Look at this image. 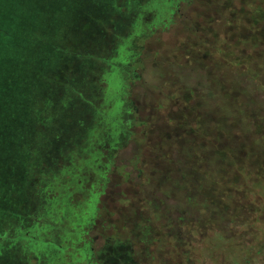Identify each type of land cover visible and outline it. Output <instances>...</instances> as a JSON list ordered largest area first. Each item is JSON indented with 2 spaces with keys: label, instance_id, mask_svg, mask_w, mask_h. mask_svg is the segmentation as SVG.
Masks as SVG:
<instances>
[{
  "label": "rangeland",
  "instance_id": "obj_1",
  "mask_svg": "<svg viewBox=\"0 0 264 264\" xmlns=\"http://www.w3.org/2000/svg\"><path fill=\"white\" fill-rule=\"evenodd\" d=\"M163 1L0 0V264H245L264 247V149L236 134L229 92L201 101L206 80L252 88L233 65L264 64V0H166L165 19ZM205 114L213 177L189 168Z\"/></svg>",
  "mask_w": 264,
  "mask_h": 264
},
{
  "label": "trees",
  "instance_id": "obj_2",
  "mask_svg": "<svg viewBox=\"0 0 264 264\" xmlns=\"http://www.w3.org/2000/svg\"><path fill=\"white\" fill-rule=\"evenodd\" d=\"M180 1H183V0H180ZM163 2L165 4V8L160 9V7H158L157 9H158L159 16L162 15L161 18L165 19L166 12H168V3L166 2V0H164ZM176 2H179V0H176ZM152 7H153V9H155L156 5L153 4ZM159 16L157 17V13H156V19H157L156 21L161 19V18H159ZM261 30L262 29L256 30V35L254 34V31H251V33L254 34L253 39H254V37L256 39H255L254 43H251L252 45H249V48L253 47L255 49H258L261 45H264V31L263 30L261 31ZM195 33H196V31H194V34ZM257 35H258V38H257ZM257 40H259V41L256 43ZM233 66L236 68L237 72L246 73L248 71V69H249V71H251V79L253 80L251 82V83H253L252 88H249L250 90L249 89L247 90L246 88H244L241 81H236L235 79H231L228 82L222 81L220 79V82H219L220 83V85H219L220 90L216 91L217 88H215V87L213 88L214 83L212 81L206 80L205 86L209 90V92L207 93L208 97L206 99H205V97H201V99H202L201 101H202V103H205V105L210 104L211 102H215V101L218 102L217 96L222 95V94H228V92H229L232 96L231 102L232 101L234 102L233 106H231V108H232L231 109L232 110L231 116H233V113H235V112H236L235 116H237V109H238V107H240L242 110H244V115L242 116V119L244 121L246 128H248V130L246 129L245 131L238 129L236 131V134L240 135V136L247 134L251 137H254L253 139H256V141H257L256 144H259L256 147H254V150L256 151V149H258L261 151L262 149H264V111L262 110V108L264 106V76L262 75V73L264 72V64H261V63L257 64L255 66V68H253V67H242V65L240 63H236V65H233ZM234 81H236L237 85L239 86V91H237L235 94L232 92V87H230V82H234ZM201 116H197L192 129L194 132V137H200V140L202 142V146L204 147V150H205V154L203 151H201V153L198 155L197 150H196L197 148L193 151H190L191 155H189V159H190L189 162H191V163H190L189 168H190V170L195 171V170L199 169V167H201L202 165H205V169L202 170V168H201L200 170L204 174H206L207 176L213 177V175L216 173V171H218L219 173H221V171L213 170V168H215V166H213V162H214L213 155H215V157L217 159L216 161H218V158H217L216 153L212 154L213 143H214L213 127L210 124V122H212V120H211V117L209 116V114L208 115L205 114L204 117L205 116L206 117L204 119H207V118L208 119L205 122L206 126L203 128L201 126L202 122L200 121ZM231 116H229L227 114V118H226L227 124L229 123V119ZM202 131H203V133H202ZM194 147H196V146L190 145L188 147V150L190 148L194 149ZM206 154H211V157L207 156ZM256 154L258 155L259 152H256ZM258 158H259V156H258ZM258 158H255V159H258ZM222 162H223V166H227L228 169L231 170V172L233 171L229 167L230 164H229L228 160H225V161L222 160ZM235 163H236V174H238V176H239V181H240L241 185H244L246 188L250 189L251 188L250 184L252 182H258L259 181L258 184H260V180H262L261 179L262 177H261L259 172L250 168V170L245 173L244 162H242L241 159H237L235 161ZM216 165L219 166V161L216 162ZM262 166L264 167V161L262 162ZM257 168H259V167L257 166ZM66 174L70 177V181H71V179H74V177H75V176H73L74 173H72V172L67 171ZM262 185H258L257 188H260V190H262L261 189ZM60 191L63 192L61 204H63L64 208L68 210V207H69L68 201L71 199V192L72 191H69L67 188H62V189H60ZM260 193H258V194H260ZM258 194L256 195L257 197H258ZM262 195L264 196V193H262ZM188 198H190L189 201L193 200L191 197H188ZM260 201L261 202H257V203L262 204L264 202V200H262V199ZM221 202H224L225 205H227V206H229V204H230V201H225L223 196L220 197V203ZM84 203H86L88 206L92 204L90 201L87 202V200ZM75 205H77V204H75ZM219 214L221 215V217L226 215L224 209L223 208L221 209V207H220V210L218 212V215ZM37 225L40 226L39 222L37 224H35V226H37ZM258 232L264 233V230L258 229ZM72 241H74V240H72ZM260 244H261L260 242H257V243L255 242V244L249 245L252 250H255L256 255H257V252H258V254H260L262 249H264V247H262L263 244L262 245H260ZM237 245H238V243H237ZM87 246L88 245L84 244L82 246L83 248H81L82 250H80L85 255L87 254L86 251L88 250ZM204 248H205V246H204ZM204 248L202 247L201 249L204 251ZM58 250L60 251V253L64 252V248H59ZM256 255L251 256V255L247 254L245 257H243V261L245 259H247V257H248V260L246 262L244 261L245 264H251L250 262H252V260H253V264H254V261H255V264H258L257 263L258 261L256 260L257 259L256 257H258V256H256Z\"/></svg>",
  "mask_w": 264,
  "mask_h": 264
},
{
  "label": "flooded vegetation",
  "instance_id": "obj_3",
  "mask_svg": "<svg viewBox=\"0 0 264 264\" xmlns=\"http://www.w3.org/2000/svg\"><path fill=\"white\" fill-rule=\"evenodd\" d=\"M114 263H117V262H119L120 260H112ZM104 262V263H103ZM106 260H103L101 263H99V262H97V263H95V264H106ZM89 264H94V262H90Z\"/></svg>",
  "mask_w": 264,
  "mask_h": 264
}]
</instances>
